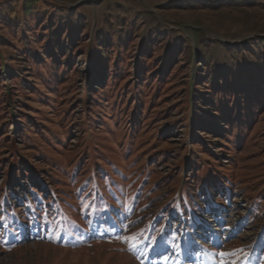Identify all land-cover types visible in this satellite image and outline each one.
Returning a JSON list of instances; mask_svg holds the SVG:
<instances>
[{"label": "rangeland", "instance_id": "374dc122", "mask_svg": "<svg viewBox=\"0 0 264 264\" xmlns=\"http://www.w3.org/2000/svg\"><path fill=\"white\" fill-rule=\"evenodd\" d=\"M28 1L0 0V264H264V0Z\"/></svg>", "mask_w": 264, "mask_h": 264}, {"label": "snow or ice", "instance_id": "6c2138e0", "mask_svg": "<svg viewBox=\"0 0 264 264\" xmlns=\"http://www.w3.org/2000/svg\"><path fill=\"white\" fill-rule=\"evenodd\" d=\"M84 206L88 207L89 205L85 204ZM0 226H2V218H0ZM120 238L125 240V242H128V241H131V240L135 239V237H133V236L120 237ZM152 239L155 241L156 238L154 237ZM172 241H176V242H170L168 240H165L164 242L166 244H170L171 248L178 249L180 247V244L177 241V238L176 237H172ZM137 246L138 245H133V244L129 245L130 249H132V250H135V248ZM193 246L200 247L202 249V246L196 244V241H195L194 238H192L190 236L185 237L184 238V252H185L186 258H190L192 255H194V253L191 251ZM217 246L219 247V245H217ZM241 251H243V250L242 249H234V250L229 251V252H220V253H218L219 257H221V259L219 261V264H236L235 260H226L224 258L235 256L238 252H241ZM202 252L204 254L209 255L210 258L215 256V255H217V254L208 252L207 250H203V249H202ZM241 264H243V261L241 262Z\"/></svg>", "mask_w": 264, "mask_h": 264}, {"label": "trees", "instance_id": "16d2710c", "mask_svg": "<svg viewBox=\"0 0 264 264\" xmlns=\"http://www.w3.org/2000/svg\"><path fill=\"white\" fill-rule=\"evenodd\" d=\"M35 1H37V0H35ZM33 3H34L33 0H29L28 2L25 3V8H26L27 12H30L32 10L33 7L31 5ZM3 69H4V67H3ZM188 163H189L188 160L185 161V163H184L185 164V168L188 167ZM12 174H13V171H9L8 176H7L8 178H7V183H6V189H9L11 187L13 188V186H14V178H13ZM203 186H205V185H203ZM11 200L12 199L10 197L7 198V196H5L3 198V201H4L5 204H8ZM104 211H105V213H108V212H110V208L109 207H105Z\"/></svg>", "mask_w": 264, "mask_h": 264}, {"label": "bare ground", "instance_id": "6f19581e", "mask_svg": "<svg viewBox=\"0 0 264 264\" xmlns=\"http://www.w3.org/2000/svg\"><path fill=\"white\" fill-rule=\"evenodd\" d=\"M199 243H202L201 241H199Z\"/></svg>", "mask_w": 264, "mask_h": 264}]
</instances>
